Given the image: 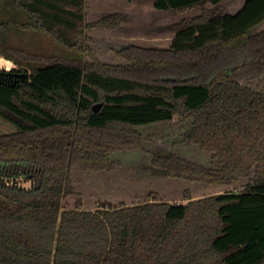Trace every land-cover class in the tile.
<instances>
[{
    "label": "trees",
    "instance_id": "16d2710c",
    "mask_svg": "<svg viewBox=\"0 0 264 264\" xmlns=\"http://www.w3.org/2000/svg\"><path fill=\"white\" fill-rule=\"evenodd\" d=\"M151 3L182 15L168 46L101 57L89 32L118 30L127 13L87 21L85 0H0V54L34 67L26 79L0 71V117L17 127L0 135V176L28 163L42 178L38 189L0 178V264H264V28L252 31L264 0ZM13 30L83 57L30 51ZM177 117L190 123L183 144L210 161L160 151L152 167L215 193L81 208L76 168L114 172V155L142 148L140 129Z\"/></svg>",
    "mask_w": 264,
    "mask_h": 264
},
{
    "label": "rangeland",
    "instance_id": "374dc122",
    "mask_svg": "<svg viewBox=\"0 0 264 264\" xmlns=\"http://www.w3.org/2000/svg\"><path fill=\"white\" fill-rule=\"evenodd\" d=\"M85 2L87 21L96 20L114 11L125 12L128 16L123 26L118 30L94 29L89 32L94 38L93 50L101 57L106 56L110 48L121 49L130 44L166 48L175 32L174 24L182 18V15L173 12L154 10L151 0H133L131 2L126 0H85ZM195 13L190 12L187 15ZM19 19H23V17ZM58 25L56 24L58 31L59 29H66L64 25L62 27ZM263 28L264 22L252 31L256 32ZM10 34L14 43L36 53L56 54L75 59L83 57V54L68 50L53 42L46 34L20 30H13ZM0 57L3 56L0 54ZM10 61L16 65L12 69L13 72L32 74L34 67L26 60H19V64L13 60ZM0 71L5 70L0 69ZM189 125L188 121L177 117L169 124L140 129L145 138L142 148L114 155V158L122 162V165L114 172H83L76 168L74 182L81 193L83 201L81 208L95 210L105 200L115 204L124 202L130 205L151 198L150 192L157 193L161 199L172 202H187V191H190L195 198L207 195L210 189L208 191L204 184L169 178L165 176L163 171L152 167V158L160 151L177 152L188 160H195L208 165L210 161L208 155L200 154L197 149L182 142L183 133ZM16 131L15 125L0 117V135ZM12 176L2 175L0 178L11 184L15 182L25 188H31L34 185L33 179L25 178L23 175ZM240 188L241 186L237 188L227 186L221 191ZM77 199L78 196L72 197L69 200V206L74 207Z\"/></svg>",
    "mask_w": 264,
    "mask_h": 264
},
{
    "label": "water",
    "instance_id": "95a60500",
    "mask_svg": "<svg viewBox=\"0 0 264 264\" xmlns=\"http://www.w3.org/2000/svg\"><path fill=\"white\" fill-rule=\"evenodd\" d=\"M8 74H13L16 77L22 78V79H26L29 77L28 73H21V72H8ZM100 107V106H99ZM8 171H11L12 175L15 177H18L20 175V173L24 175H28V178L33 179L34 180V184H35V188L38 189L41 187V183H42V178L40 175V168L35 167L32 164H28V163H14L8 166Z\"/></svg>",
    "mask_w": 264,
    "mask_h": 264
},
{
    "label": "clouds",
    "instance_id": "9594fccd",
    "mask_svg": "<svg viewBox=\"0 0 264 264\" xmlns=\"http://www.w3.org/2000/svg\"><path fill=\"white\" fill-rule=\"evenodd\" d=\"M15 67L16 65L12 61L0 57V69L11 72Z\"/></svg>",
    "mask_w": 264,
    "mask_h": 264
},
{
    "label": "flooded vegetation",
    "instance_id": "af4514ba",
    "mask_svg": "<svg viewBox=\"0 0 264 264\" xmlns=\"http://www.w3.org/2000/svg\"><path fill=\"white\" fill-rule=\"evenodd\" d=\"M16 78V77H15Z\"/></svg>",
    "mask_w": 264,
    "mask_h": 264
}]
</instances>
